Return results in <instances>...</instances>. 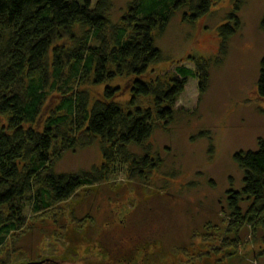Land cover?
Here are the masks:
<instances>
[{
    "label": "rangeland",
    "instance_id": "1",
    "mask_svg": "<svg viewBox=\"0 0 264 264\" xmlns=\"http://www.w3.org/2000/svg\"><path fill=\"white\" fill-rule=\"evenodd\" d=\"M89 1L93 6L97 2ZM132 1L113 0V24L120 23ZM234 5L235 0L213 2L211 12L196 23L184 21L180 11L164 32L153 33L163 62L152 65L139 78L143 82L169 80L177 67L195 69L197 63L209 62L205 94H200L198 80L189 78L175 104L174 121L167 126L156 122L146 144L128 149L136 157L148 152L159 158V170L143 180L130 176L128 164L114 167L107 162L111 172L103 184L81 190L45 216L27 209V225L0 249V264H193L201 254L219 247L226 235L229 193L242 189L243 173L233 156L257 149L264 137V98L257 93L264 57L260 26L264 0L244 1L241 30L227 54H221L219 29L227 24ZM56 45L72 43L64 39ZM136 79L124 75L95 85L90 78L79 88L88 92L92 103L104 99L107 87L116 88L115 102L130 111ZM59 97L57 91L50 94L35 125L38 131L55 111ZM135 104L154 110L151 98H138ZM202 131L206 138L200 137ZM74 137L75 144L59 141L56 146L62 155L55 161L57 173H84L105 165L98 139L83 133ZM241 239L240 248H230L225 260L216 264H264V244L245 245L249 230ZM183 247L186 250L180 252Z\"/></svg>",
    "mask_w": 264,
    "mask_h": 264
},
{
    "label": "trees",
    "instance_id": "2",
    "mask_svg": "<svg viewBox=\"0 0 264 264\" xmlns=\"http://www.w3.org/2000/svg\"><path fill=\"white\" fill-rule=\"evenodd\" d=\"M221 1L133 0L116 25L110 19L113 0H97L94 6L89 0H0V249L26 227L27 209L45 216L81 190L103 184L111 172L108 163L128 164L130 176L143 180L159 170V158L148 152L136 157L128 149L146 144L156 122L167 126L174 121L175 104L189 78L197 79L200 94H205L209 62L197 63L195 69L177 67L169 80L143 82L139 78L163 62L153 33L164 32L180 11L184 21L196 23L211 12L213 2ZM244 1L235 0L227 24L219 29L221 54H227L241 30ZM260 26L264 32V16ZM64 39L72 45H56ZM124 75L137 78L131 88L134 110L125 111L115 102L116 88L107 87L104 99L93 103L79 88L90 78L101 85ZM55 91L59 103L38 131L35 125ZM257 93L264 98V57ZM138 98H151L154 110L137 106ZM78 133L100 141L105 165L84 173H57L55 161L62 156L58 142L75 144ZM199 135L206 138L207 133ZM233 160L243 173L242 189L229 193L226 235L217 249L201 254L193 264L224 261L227 250L240 248L245 230L250 239L245 245L264 244V137L257 149L237 151Z\"/></svg>",
    "mask_w": 264,
    "mask_h": 264
}]
</instances>
